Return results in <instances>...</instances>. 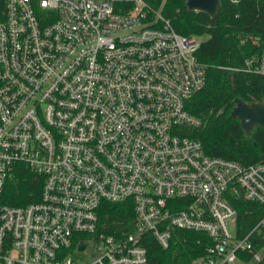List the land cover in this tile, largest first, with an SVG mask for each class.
Instances as JSON below:
<instances>
[{
  "label": "built area",
  "instance_id": "2783aa9c",
  "mask_svg": "<svg viewBox=\"0 0 264 264\" xmlns=\"http://www.w3.org/2000/svg\"><path fill=\"white\" fill-rule=\"evenodd\" d=\"M2 1L0 264H145V237L166 249L176 231L210 240L193 264H264V164L182 135L199 124L185 103L205 83L200 39L145 0ZM251 43L241 71L264 76V24ZM18 166L40 190L8 206ZM125 201L130 231L99 232L100 204ZM236 201L262 213L246 230Z\"/></svg>",
  "mask_w": 264,
  "mask_h": 264
},
{
  "label": "trees",
  "instance_id": "16d2710c",
  "mask_svg": "<svg viewBox=\"0 0 264 264\" xmlns=\"http://www.w3.org/2000/svg\"><path fill=\"white\" fill-rule=\"evenodd\" d=\"M173 30L185 37L200 39L196 59L206 66L205 83L200 92L185 103L187 113L197 127L183 130L182 135L198 141L208 157L236 162L242 166L264 164V128L253 127L245 135L238 121L230 118L234 99L247 104L264 100V76L244 73L245 60L258 56L259 47L251 43L260 38L264 24V0H219L213 18L189 12L183 0H145ZM3 1L0 0V9ZM126 5V4H124ZM41 178L18 166L5 184L2 203L23 206L37 200ZM243 230L262 215L255 204L234 202ZM99 232L118 236L130 231V201L103 202L97 210ZM210 240L204 234L176 231L166 249H160L152 237L146 236L145 264H193L204 258ZM246 260V259H245ZM246 262V261H245Z\"/></svg>",
  "mask_w": 264,
  "mask_h": 264
},
{
  "label": "water",
  "instance_id": "95a60500",
  "mask_svg": "<svg viewBox=\"0 0 264 264\" xmlns=\"http://www.w3.org/2000/svg\"><path fill=\"white\" fill-rule=\"evenodd\" d=\"M183 6L186 11L203 13L209 18H213L219 7V0H183ZM232 104L229 117L238 121L240 129L245 135H248L255 126L264 128V100L259 103L247 104L239 99H234ZM83 248V245H79L77 250L81 251Z\"/></svg>",
  "mask_w": 264,
  "mask_h": 264
}]
</instances>
